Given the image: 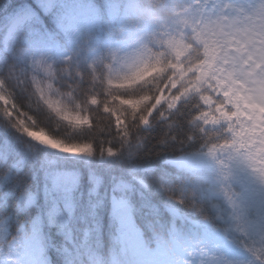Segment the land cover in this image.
I'll return each mask as SVG.
<instances>
[{
	"label": "trees",
	"instance_id": "1",
	"mask_svg": "<svg viewBox=\"0 0 264 264\" xmlns=\"http://www.w3.org/2000/svg\"><path fill=\"white\" fill-rule=\"evenodd\" d=\"M262 2L264 0H253L241 6L240 27L250 20L259 22L257 12ZM12 3L13 0H0V48L5 40L4 21L14 15ZM193 3L205 5L204 0H193ZM120 4L123 8L129 0H120ZM141 23L136 14L130 15L128 31L136 32ZM120 34L119 24H106L104 35L93 37V46L98 52L106 53L104 40L112 37L119 55V47L124 41ZM219 45L238 46L236 39L219 41ZM180 51L176 49L177 56ZM94 54L87 49L78 53L65 50L49 60L53 66L50 72L22 57L18 50L8 58L0 54V85L10 107L8 109L0 98V150L5 146L12 149L7 160H0V178L9 166L19 164L27 168L25 176L35 177L33 182L39 187V175L42 178L45 170L54 167L74 169L92 177V184L126 189L136 206L137 222L145 233L146 243L152 247L157 240L166 241L163 248L171 264H189L193 256L199 258L204 252L217 256L222 264H264V188L258 171L253 174L251 169H233L225 181L219 170L175 168L163 162L200 149L228 151V147H238L234 141L251 130L232 102L228 82L215 73L201 80L197 76L193 79L182 63H169L167 68L156 64L137 77L144 84L142 94L117 96L118 108L112 102L96 108V104L105 98L101 91L88 105L90 113H95L88 117V129L79 130L65 123L67 114L63 118L53 114L62 111L59 103L46 107L42 102L48 100L51 103L54 98L51 89L61 94L70 92L73 99H82L86 93L96 91L99 68L106 61L94 63ZM197 69L193 71L197 73ZM170 79L177 84L176 92L183 91L184 95L174 110L154 107L158 93ZM208 98L212 100L211 105L207 104ZM55 99L63 100L64 96ZM217 108L233 119L229 123L221 121L210 129L222 128L228 139L204 145L202 136H186L190 132L189 121L208 129L203 120L215 116ZM30 131L67 146L90 145L93 154L75 156L53 150L38 144ZM252 141L254 144L260 142L258 137ZM252 146H244L233 156L245 154ZM168 206L189 220L207 221L209 227L172 218L166 212ZM225 239L231 240L239 250L229 252ZM174 243L182 253L174 251ZM0 247L6 248V241L0 242Z\"/></svg>",
	"mask_w": 264,
	"mask_h": 264
},
{
	"label": "snow or ice",
	"instance_id": "2",
	"mask_svg": "<svg viewBox=\"0 0 264 264\" xmlns=\"http://www.w3.org/2000/svg\"><path fill=\"white\" fill-rule=\"evenodd\" d=\"M11 9L14 15L4 21L6 37L0 54L8 58L18 50L45 72L53 67L49 60L65 50L92 51L94 63L105 62L106 54L115 59L118 49L112 37L104 40L106 53L93 46V37H102L106 24L121 26V40L133 34L127 24L129 16L135 14L133 0L123 8L120 0H13ZM257 16L258 23L250 20L240 27L236 43L256 68H264V2ZM219 47L218 40L206 42L205 63L209 67ZM248 76L252 99L264 103V74L257 75L254 68ZM74 122L88 124L89 119L76 116ZM41 142L75 156L93 154L87 144L67 146L51 139ZM234 143L238 147L252 144L246 158L264 163V137L259 144H254L251 136H241ZM11 153L12 149L5 146L0 150V160H7ZM197 164L196 153L181 162L182 167ZM26 171L13 164L0 178V242L6 241V248L0 247V264H125L128 256L136 258L134 264H153L150 258L166 245L160 240L156 247L146 243L136 206L126 189L92 184V177L59 167L45 170L42 178L39 175L37 187L35 177L25 176ZM258 172L264 183V168Z\"/></svg>",
	"mask_w": 264,
	"mask_h": 264
},
{
	"label": "clouds",
	"instance_id": "3",
	"mask_svg": "<svg viewBox=\"0 0 264 264\" xmlns=\"http://www.w3.org/2000/svg\"><path fill=\"white\" fill-rule=\"evenodd\" d=\"M135 14L142 22L140 27L125 39L119 47V55L115 59L106 54V64L99 68L100 80L96 91L86 93L82 99H73L70 92L59 93L51 89L54 98L42 102L43 106L51 107L59 103L62 111H54V115L63 118L69 126L79 130H87L88 124L77 125L74 118L94 116L95 113L88 110V105L99 96L102 91L105 98L96 104L100 108L103 104L115 103L117 96H136L143 92L144 84L137 77L156 64H162L167 68L169 63H182L193 79L197 73L193 69L204 64L206 42L209 40L231 41L240 37V25L236 18L225 17L222 9L213 11L214 6L206 10L203 5L195 6L193 0H133ZM180 55L177 56L176 49ZM157 76L160 73L156 74ZM95 79V78H94ZM183 86V85H181ZM45 95L48 89L44 90ZM63 95V100L55 99ZM81 106L84 111L81 112ZM189 138L200 135L204 138V145L220 143L228 139L223 129H202L199 124L189 121ZM228 161V163H224ZM215 164L223 180H227L233 169L240 171L264 168L260 160H249L245 154L238 156L229 155L216 159ZM222 264V262H220Z\"/></svg>",
	"mask_w": 264,
	"mask_h": 264
},
{
	"label": "rangeland",
	"instance_id": "4",
	"mask_svg": "<svg viewBox=\"0 0 264 264\" xmlns=\"http://www.w3.org/2000/svg\"><path fill=\"white\" fill-rule=\"evenodd\" d=\"M253 0H205V10L210 7H213V11H216L218 9H222V14L225 17H235L239 14V10L243 4L247 2H252ZM6 37V32H5ZM216 67L217 74L221 73L223 78L229 82V91L232 95V101L235 103L239 114L244 120V124L248 125L250 128V132H244L243 136H251L252 139L255 140V138L258 137L260 140L261 137H264V132L261 131V128L264 125V103H258L255 100L252 99L251 96V78L248 76V73L252 71L254 68L256 70L257 75L264 74V68H256V66L253 63L252 58L248 56L247 53H244L239 50V46H232L229 45L228 48H222L219 47V52L217 55L216 60L214 63L209 67L205 62L204 64L200 65L198 68V78H203L209 74L212 69ZM220 75V74H219ZM218 75V76H219ZM182 92L177 93L176 87L174 86L173 81L171 80L168 85L163 87V89L159 92L157 98L154 101V107H161L165 106L166 110H172L175 108V104H177L180 95ZM0 98L2 102L6 105L8 109L9 102L7 100V96L5 95V92L2 90V87L0 85ZM209 105H211V100L209 99L207 101ZM204 125L207 128L213 127L215 124L221 121H227L231 122L232 118L226 114L224 111H218L216 110L215 116H210L209 118H204ZM148 121H145V124H147ZM33 138L36 140V142L40 145L48 146L46 143H42L41 140L49 139L44 134H40L35 131H30ZM260 134L261 136H258ZM52 148V147H50ZM54 150V148H52ZM240 147L237 150V148L230 149V151H225L222 148L219 149H213L212 153H209V150L201 149L200 151H194V152H188V154L179 155L175 158L167 159L166 162H168L169 165L174 166L176 168L182 167L181 162L189 156V154L196 153L197 154V161L198 164L195 167H183V168H196L200 169L203 167H206L210 170L216 171L218 168L215 164L216 159L220 157H225L226 154H233L240 151ZM69 153V152H67ZM71 154V153H69ZM225 162V161H224ZM260 177V175H259ZM261 179V178H260ZM263 187H264V183ZM168 213L175 217L177 216L176 210L170 206L167 207ZM182 218V217H181ZM197 224L205 225L208 224L203 222H195ZM157 243L153 245V247H156ZM227 249L229 252H235L238 251L236 247L231 243H227ZM174 250L181 252L179 250V246L174 243ZM136 258L132 256L125 257V264H134ZM153 261V264H171L169 263V260L167 258L166 252L164 248L154 257L150 258ZM190 264H220V261L217 256H211L206 254L205 252L202 253L199 258L192 257L190 259Z\"/></svg>",
	"mask_w": 264,
	"mask_h": 264
}]
</instances>
